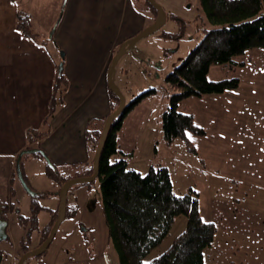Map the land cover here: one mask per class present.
<instances>
[{"label": "rangeland", "instance_id": "rangeland-1", "mask_svg": "<svg viewBox=\"0 0 264 264\" xmlns=\"http://www.w3.org/2000/svg\"><path fill=\"white\" fill-rule=\"evenodd\" d=\"M155 1L166 11L165 25L139 40L116 67L115 82L126 99L125 108L131 107L122 119L119 148L129 154V169L146 175L151 167L166 166L177 195L191 189L197 193L201 217L217 227L214 242L205 251V264H264V50H247L234 59L235 65L211 66L209 81L238 79V87L181 100L178 111L193 115L194 124L205 134L187 131L185 137L167 144L162 117L171 95L177 92L166 78L216 26L206 18L200 0ZM130 2L142 10L147 8L146 0ZM30 26L36 30L33 34L38 41L49 49V57L56 64L54 74H59L62 50H55L52 32L42 39L38 24L32 22ZM3 143L0 157L7 149ZM39 154L23 158L27 179L34 192L49 195L32 199L18 178L12 181L11 203L18 210H14L9 224L13 242H0L9 252H19V239L28 233L31 241L24 246L28 251L35 249L39 234L59 210L62 186L47 176L46 166L51 163ZM77 164L58 165L56 171L70 179L87 176L93 162ZM100 183L97 178L70 188L67 203L76 215L63 222L46 254L32 258L31 264H120L105 219ZM33 200L44 209L34 224L27 220L19 227L18 216L31 215ZM186 226L187 217L178 216L166 238L144 262L149 264L162 255Z\"/></svg>", "mask_w": 264, "mask_h": 264}, {"label": "crops", "instance_id": "crops-1", "mask_svg": "<svg viewBox=\"0 0 264 264\" xmlns=\"http://www.w3.org/2000/svg\"><path fill=\"white\" fill-rule=\"evenodd\" d=\"M141 8L130 0H0V143L7 146L0 157V202L12 206V176L23 150L40 148L55 167L90 164L86 132L100 130L116 106L109 65L124 41L155 20L148 5L144 13ZM22 14L38 24L42 39L52 32L55 50L65 57L64 80L57 81L62 74H54L56 64L36 30L30 26L26 36L17 27Z\"/></svg>", "mask_w": 264, "mask_h": 264}, {"label": "trees", "instance_id": "trees-1", "mask_svg": "<svg viewBox=\"0 0 264 264\" xmlns=\"http://www.w3.org/2000/svg\"><path fill=\"white\" fill-rule=\"evenodd\" d=\"M200 2L206 18L216 27L206 32L198 46L166 78L169 87L177 92L171 95L168 110L162 117V129L167 144H171L176 138L185 137L187 131L205 134L203 129L194 124L193 115L178 111L181 100L191 96L220 94L238 87V79L209 81L208 73L211 66L235 65L234 59L247 50L257 47L264 50V14L262 13L264 0H200ZM146 4L157 14L149 2L146 1ZM19 17L17 27L27 36L30 29L28 17L23 14ZM172 17L175 18L174 15ZM60 80H64L63 74L58 76L57 81ZM111 94L116 101V109L119 99L113 92ZM51 106L52 111L55 109L54 102ZM130 108H125L123 114L112 124L101 154L98 177L101 182L109 235L117 250L120 264H146L144 259L163 242L180 215L187 217L186 229L175 238L162 255L149 264H205V251L212 246L217 227L214 223L205 222L201 217L197 193L191 189L185 195H177L166 166L151 167L146 175L128 168L129 163L126 158L129 154L120 150L118 136L122 119ZM101 130L102 128L86 132L93 154L98 146ZM32 134L33 132L29 136ZM130 155L133 156V153L131 152ZM25 156L27 155L21 160V169L28 183L23 160ZM46 174L57 179L61 186L70 179L60 176L52 162L47 164ZM91 174H93V165L86 170L87 176ZM15 178L19 179L16 165L12 181ZM86 184L89 183L82 185ZM40 195L49 194L38 193L33 195L32 199ZM10 208L13 209V205H10ZM30 208L29 218H33L34 224L37 220L36 215L44 208L36 200L32 201ZM53 214L47 226L43 228L41 240L35 248L49 236L58 216V210ZM73 215H76V211H69L67 203L66 219ZM26 239L24 243L31 241L29 237ZM27 251L25 246L22 247L21 253Z\"/></svg>", "mask_w": 264, "mask_h": 264}, {"label": "water", "instance_id": "water-1", "mask_svg": "<svg viewBox=\"0 0 264 264\" xmlns=\"http://www.w3.org/2000/svg\"><path fill=\"white\" fill-rule=\"evenodd\" d=\"M149 2L153 8L157 11L156 18L152 24L149 26L145 27L142 31L134 35L133 37L127 39L124 41L120 46L116 54L114 55L108 71H107V81H108V87L113 92L119 99V105L118 107L106 118L104 125L101 130L100 134V139L98 146L95 150L94 153V158H93V174L89 176H82V177H75L72 179L67 180L61 190H60V204H59V210H58V216L56 218V221L50 231V234L48 238L37 248L30 250L26 253H24L20 259L18 260V264H31L30 261L32 258L39 257L43 255L53 242L56 234L58 233V230L60 226L63 224V222L66 220V212H67V197L69 190L72 186L77 185V184H85V183H92L94 182L100 174L99 170V165H100V159H101V154L105 145V142L108 138V135L110 133L112 124L114 121L123 114L124 109L126 107V99L121 92L120 88L115 82V73H116V67L119 63V61L122 59L123 56H125L130 50H132L135 46V44L143 39L146 38L150 35H153L154 33L158 32L166 23L167 21V14L164 8L158 4L155 0H146ZM61 58L62 61L59 64V75L62 74L63 68H64V53L61 52ZM34 153H41L43 158L48 162H50L48 156L46 153L39 148H32V149H26L23 150L22 152L19 153L18 158H17V173L20 182L22 183L24 189L31 195H36L37 193L34 192L26 182L23 172L21 169V160L24 155L28 154H34ZM9 226V221L8 219L1 217L0 218V242L7 240L9 237V233L7 232ZM0 262H2L0 260Z\"/></svg>", "mask_w": 264, "mask_h": 264}, {"label": "flooded vegetation", "instance_id": "flooded-vegetation-1", "mask_svg": "<svg viewBox=\"0 0 264 264\" xmlns=\"http://www.w3.org/2000/svg\"><path fill=\"white\" fill-rule=\"evenodd\" d=\"M10 208V206H8L7 204L5 203H2L0 202V218L1 217H4L6 219H8L9 221V224H10V221L12 220V217L15 215L14 213V210L15 209H12ZM15 211H18L17 209ZM14 213V214H13ZM17 213V212H16ZM27 217L26 216H18V221H17V225L20 227L22 226L25 222H27ZM32 221V218L30 219L28 217V221ZM61 227V226H60ZM60 229V228H59ZM8 233H9V230H8ZM28 235H30V233H28ZM41 237H42V233H41ZM56 237V236H55ZM48 238V237H47ZM9 239V238H8ZM7 239V240H8ZM55 239V238H54ZM54 241V240H53ZM24 241L21 242V244L19 245L20 246V249H19V252H17L16 250H13V251H7L6 248H2L0 247V260L2 262H0V264L2 263H11V264H18V260L20 259V257L24 254V253H21V250H22V247H24ZM53 243V242H52ZM51 243V244H52ZM8 246V245H7ZM51 246V245H50ZM49 246V247H50ZM28 252V251H27ZM47 252V251H46ZM46 252L44 254H46ZM26 253V252H25ZM43 254V255H44ZM43 255H41L40 257H42ZM16 257V258H15ZM31 263V261H30Z\"/></svg>", "mask_w": 264, "mask_h": 264}, {"label": "bare ground", "instance_id": "bare-ground-1", "mask_svg": "<svg viewBox=\"0 0 264 264\" xmlns=\"http://www.w3.org/2000/svg\"><path fill=\"white\" fill-rule=\"evenodd\" d=\"M16 258V257H15Z\"/></svg>", "mask_w": 264, "mask_h": 264}]
</instances>
